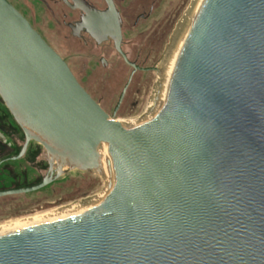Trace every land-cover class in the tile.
Here are the masks:
<instances>
[{
  "label": "water",
  "instance_id": "obj_1",
  "mask_svg": "<svg viewBox=\"0 0 264 264\" xmlns=\"http://www.w3.org/2000/svg\"><path fill=\"white\" fill-rule=\"evenodd\" d=\"M0 96L25 135L11 160L36 141L83 171H100L103 150L115 170L103 198L0 236V264H264V0H204L150 120L132 127L0 0ZM50 165L0 198L65 174Z\"/></svg>",
  "mask_w": 264,
  "mask_h": 264
},
{
  "label": "rangeland",
  "instance_id": "obj_2",
  "mask_svg": "<svg viewBox=\"0 0 264 264\" xmlns=\"http://www.w3.org/2000/svg\"><path fill=\"white\" fill-rule=\"evenodd\" d=\"M21 14H23L45 41L67 62L78 81L98 99L102 89L98 87V79L103 80L102 86L110 82V71H103L97 67V59L86 54L82 42L72 37L69 29L64 25L65 16L73 19L76 15L65 7L60 0H8ZM155 1L153 16L136 28H129L127 39L135 42L136 49L143 46L154 36L163 37L161 50L167 44L172 45L176 31L184 22L187 13L195 0H147L144 7L140 0H120L122 7L134 18L147 9ZM134 8L132 10V8ZM133 11V12H132ZM176 35V34H175ZM173 36V38H172ZM172 38V41H171ZM169 50V49H168ZM168 53V52H167ZM163 55V56H162ZM164 53L152 54L150 65L162 67L167 58ZM163 59V60H162ZM120 61V59H119ZM123 77L115 84V101L104 104L110 113L116 102L121 88L127 78ZM157 73H138L135 77L137 83L143 85L142 95L133 98L140 99L139 108L134 111L126 109L125 113L118 115L115 120L125 123H134L147 119L152 108L159 83ZM131 104V103H130ZM25 144V135L22 128L15 121L8 107L0 96V161L16 156ZM57 173L58 167L47 155L46 149L40 143L32 141L24 157L17 161H9L0 166V191L15 188H26L39 183L51 169ZM54 176V175H53ZM104 176L98 170L70 171L63 174L51 184L41 190L11 195L0 198V228L13 225L19 221L44 216L50 213L73 207L87 199H93L106 190Z\"/></svg>",
  "mask_w": 264,
  "mask_h": 264
},
{
  "label": "flooded vegetation",
  "instance_id": "obj_3",
  "mask_svg": "<svg viewBox=\"0 0 264 264\" xmlns=\"http://www.w3.org/2000/svg\"><path fill=\"white\" fill-rule=\"evenodd\" d=\"M60 1L76 15L73 19L65 16L64 20V25L69 29L71 36L82 42L86 54L94 56L97 59L98 68L103 71L111 72L110 82H108L106 86H102L103 80L98 79L99 83L97 84V88L100 89L101 87L102 89V95L98 99H96L87 88L81 83L80 84L102 107V109L114 118L125 113L126 109H130L129 111L131 112L134 110L136 111L141 104L140 99L144 98L145 94L143 97H139V99L136 100L133 96L142 95L143 85L144 87H147L146 82L144 84L137 83L135 85L136 75L138 73H161L160 71L163 65L162 67L159 66V64L154 66L149 63L152 54L156 53L157 55L162 51V54L164 53V59L166 54L168 55L171 50L178 31L175 32L176 35H173L175 38L173 39L170 48L165 44L163 46L164 48L161 50L163 37L159 38L154 36L143 46L142 50H137L135 42L127 39L128 29L138 27L142 21L145 22L153 16L155 11L154 7L156 5L155 1L151 2L147 9L140 12L134 18L132 17L133 13L130 15L127 10L122 7L120 0ZM140 1L143 2L142 5L144 7L147 0ZM133 9L134 8H132V10ZM126 73H128L126 75L127 81L121 88L118 98L109 113L104 107V104L107 102L112 104L115 101L113 99L115 97V84L117 83L115 81L121 80L125 77ZM20 152L13 157H17ZM13 157L1 160L0 166L9 161H17L11 160ZM47 176H52L51 169H48L47 174L39 183H41Z\"/></svg>",
  "mask_w": 264,
  "mask_h": 264
},
{
  "label": "bare ground",
  "instance_id": "obj_4",
  "mask_svg": "<svg viewBox=\"0 0 264 264\" xmlns=\"http://www.w3.org/2000/svg\"><path fill=\"white\" fill-rule=\"evenodd\" d=\"M204 0H195L194 4L192 5L191 9L189 10V12L186 15V18L184 20L183 23L180 24L179 26V30H178V34L174 40V44L171 48V50L169 51L166 60L163 63V67L161 69V73L159 74V83L157 85V90H156V96L154 98V102L152 104V108L149 110L147 119L151 118L152 116V110L154 108L155 102L157 100V97L159 95V92L165 82V80L167 79L171 68L176 60V58L179 55V52L181 50V47L195 21V18L200 10V7L202 5ZM149 120H138L134 123H125V122H120L122 125L124 126H138L141 124H144L146 122H148ZM48 156L55 162L54 167H58V170L61 169V172L63 173H67L70 171H77V170H81L79 168H76L74 166H71L69 164V162H65V164L61 162V159L59 157H54L51 156L50 154H48ZM99 165H100V173L104 176L106 185L108 186V183L111 180V177L114 173V165L112 163V161L105 155V152L102 150V156L101 159L99 160ZM61 167V168H60ZM83 171V170H82ZM106 186V190L102 191V194L93 198V199H87L84 200L81 203H78L77 205H74L73 207L67 208L65 210H61L58 212H54V213H50L44 216H40V217H36V218H32V219H27V220H22L19 221L13 225H9L6 227H2L0 228V236L18 231V230H22V229H26V228H30V227H34V226H38V225H42V224H46V223H50V222H54V221H58L62 218H65L71 214H74L78 211H80L82 208H84L85 206H87L88 204L97 201L101 198H103L105 195H107L109 193V188H107Z\"/></svg>",
  "mask_w": 264,
  "mask_h": 264
}]
</instances>
